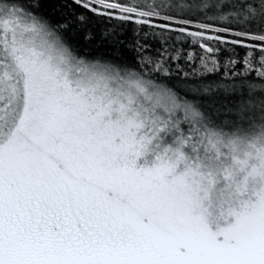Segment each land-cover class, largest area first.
Wrapping results in <instances>:
<instances>
[{
	"label": "snow or ice",
	"instance_id": "snow-or-ice-1",
	"mask_svg": "<svg viewBox=\"0 0 264 264\" xmlns=\"http://www.w3.org/2000/svg\"><path fill=\"white\" fill-rule=\"evenodd\" d=\"M0 264H264V0H0Z\"/></svg>",
	"mask_w": 264,
	"mask_h": 264
}]
</instances>
